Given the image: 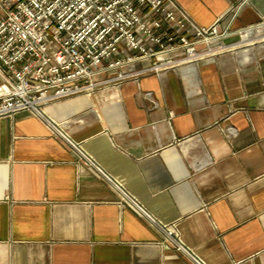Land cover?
Segmentation results:
<instances>
[{
	"label": "crops",
	"instance_id": "crops-1",
	"mask_svg": "<svg viewBox=\"0 0 264 264\" xmlns=\"http://www.w3.org/2000/svg\"><path fill=\"white\" fill-rule=\"evenodd\" d=\"M176 2L218 25L213 59L43 116L184 251L22 113L0 120V264H264V0Z\"/></svg>",
	"mask_w": 264,
	"mask_h": 264
},
{
	"label": "built area",
	"instance_id": "built-area-1",
	"mask_svg": "<svg viewBox=\"0 0 264 264\" xmlns=\"http://www.w3.org/2000/svg\"><path fill=\"white\" fill-rule=\"evenodd\" d=\"M218 25L200 28L176 0H0V120L148 75L193 69L220 52ZM178 250L182 243L76 143L57 135Z\"/></svg>",
	"mask_w": 264,
	"mask_h": 264
},
{
	"label": "bare ground",
	"instance_id": "bare-ground-1",
	"mask_svg": "<svg viewBox=\"0 0 264 264\" xmlns=\"http://www.w3.org/2000/svg\"><path fill=\"white\" fill-rule=\"evenodd\" d=\"M246 34H247V33H246ZM247 35H248V34H247ZM247 35H246V36H247ZM212 53H213V54L217 53V50L213 51ZM208 59H209V58H208ZM208 59H207V60H208ZM207 60H206V61H207ZM203 62H205V61H203ZM203 62H202V63H203ZM193 67H194V66H193ZM183 71H184V70H183ZM89 95H91V94H89ZM87 96H88V95H87ZM46 111H48V110H47V109H45V111L43 110V114H45ZM45 115H46V114H45Z\"/></svg>",
	"mask_w": 264,
	"mask_h": 264
},
{
	"label": "rangeland",
	"instance_id": "rangeland-1",
	"mask_svg": "<svg viewBox=\"0 0 264 264\" xmlns=\"http://www.w3.org/2000/svg\"><path fill=\"white\" fill-rule=\"evenodd\" d=\"M214 56H215V55H214ZM214 56L210 57L209 59H213ZM198 65H199V64H195V65H194V68L197 67Z\"/></svg>",
	"mask_w": 264,
	"mask_h": 264
}]
</instances>
